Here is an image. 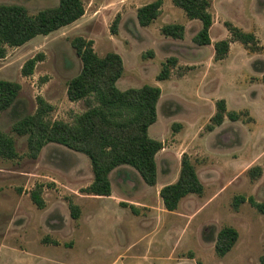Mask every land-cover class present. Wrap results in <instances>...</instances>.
I'll use <instances>...</instances> for the list:
<instances>
[{
    "label": "rangeland",
    "instance_id": "374dc122",
    "mask_svg": "<svg viewBox=\"0 0 264 264\" xmlns=\"http://www.w3.org/2000/svg\"><path fill=\"white\" fill-rule=\"evenodd\" d=\"M151 1L83 0L85 13L75 22L8 47L0 57V79L21 85L16 101L0 114V130L14 139L18 153L16 158L0 156V264H259L264 214L248 201L236 209L233 199L245 195L264 201V0H210L208 45L193 41L201 22L190 20L173 0H163L158 18L141 26L137 9ZM0 4L22 5L35 15L59 0ZM117 15L118 32L113 34ZM226 21L254 33L258 50L232 41L228 55L215 60L214 43L230 37ZM169 23L183 24L184 37L163 35L161 27ZM78 36L92 40L99 56L120 54L124 71L119 89L161 87L158 120L149 135L164 147L157 153L152 187L133 167L122 166L110 174V196L85 193L93 181L87 155L50 142L33 158L28 135L13 130L17 121L37 111L38 97L53 106L50 120L73 122L88 109L91 98L71 101L67 95L68 82L82 69L72 45ZM39 54L42 60L33 73L23 75L25 62ZM170 57L177 64L160 81L157 75ZM222 98L227 110L243 112L242 118L226 117L208 131ZM184 153L195 165L204 193L187 195L169 211L158 191L177 180ZM254 166L263 170L255 179L249 173ZM35 189L41 191L44 208L31 198ZM70 202L80 207L78 218L72 217ZM225 226L236 228L239 238L220 256L215 244Z\"/></svg>",
    "mask_w": 264,
    "mask_h": 264
},
{
    "label": "trees",
    "instance_id": "16d2710c",
    "mask_svg": "<svg viewBox=\"0 0 264 264\" xmlns=\"http://www.w3.org/2000/svg\"><path fill=\"white\" fill-rule=\"evenodd\" d=\"M182 8L189 19L201 22L200 30L193 37L199 45L212 44L210 28L213 25L212 3L210 0H173ZM163 0H153L137 9V19L141 26L150 25L161 13ZM85 13L83 0H59L55 7L46 8L35 15L17 4H0V57H4L8 47H18L38 35H48L79 19ZM120 15L114 19L111 31L118 32ZM225 27L230 37L214 43L215 60L224 59L230 50L232 41H240L247 48L254 45L258 50V38L252 32H246L226 21ZM161 33L173 38H183L185 26L180 23H169L161 27ZM72 45L82 61V69L73 77L67 86V95L71 101L91 98L88 109L77 116L73 122L50 120L48 116L53 106L43 97H38V109L34 114L24 116L17 121L13 130L20 135H28L29 155L37 157L46 144L55 142L72 150L84 153L91 162L93 181L83 192L98 196H110L112 184L110 173L121 165L133 167L150 186L157 183V153L164 147L161 140L149 135V127L157 121V104L162 90L160 86L144 84L121 90L117 81L124 71V61L119 53L108 52L99 56L93 47V41L75 37ZM41 55L28 59L22 67L23 75H31ZM176 57H170L162 64L157 79L162 81L170 77L171 67L177 64ZM264 81V78H263ZM21 85L18 82L0 79V114L9 108L17 99ZM216 111L207 125L212 131L220 126L226 117L237 121L243 112L227 110L225 99L215 104ZM0 156L16 158L18 153L15 141L0 130ZM261 166L249 169L251 178L261 176ZM205 185L200 179L195 165L187 153L181 158V169L177 180L164 185L160 196L167 210L177 209L180 201L189 194L202 195ZM33 202L44 208L45 201L41 191L31 192ZM248 201L260 213L264 214V201H257L253 196L236 195L234 208ZM71 215L78 218L80 207L70 202ZM239 232L232 226L223 227L215 244L216 253L227 254L236 244ZM259 264H264V253Z\"/></svg>",
    "mask_w": 264,
    "mask_h": 264
},
{
    "label": "crops",
    "instance_id": "0c3cea01",
    "mask_svg": "<svg viewBox=\"0 0 264 264\" xmlns=\"http://www.w3.org/2000/svg\"><path fill=\"white\" fill-rule=\"evenodd\" d=\"M161 11H162V8H161ZM191 20V19H190ZM192 20H197V19H192ZM211 36V35H210ZM157 120H158V118H157ZM152 126V125H151ZM150 126V127H151ZM149 127V128H150ZM162 141V140H161ZM156 161H157V155H156ZM122 166H128V165H121V166H119V167H117V168H120V167H122ZM131 167V166H130ZM116 169V168H115ZM157 171H158V164H157ZM111 174V173H110ZM139 174V173H138ZM111 180V179H110ZM145 182V181H144ZM173 183V182H172ZM112 184V183H111ZM145 184H147L146 182H145ZM148 185V184H147ZM148 186H150V185H148ZM146 188H149V187H147V186H145ZM152 187V186H151ZM162 188V187H161ZM112 192H113V188H112ZM159 193H160V189H159V191H158ZM96 196H98V195H96ZM107 197V196H106Z\"/></svg>",
    "mask_w": 264,
    "mask_h": 264
}]
</instances>
